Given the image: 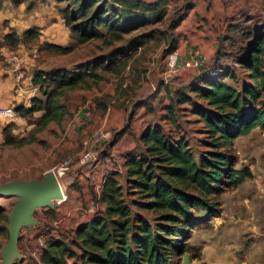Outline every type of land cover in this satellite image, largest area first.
Returning <instances> with one entry per match:
<instances>
[{
    "label": "rangeland",
    "instance_id": "374dc122",
    "mask_svg": "<svg viewBox=\"0 0 264 264\" xmlns=\"http://www.w3.org/2000/svg\"><path fill=\"white\" fill-rule=\"evenodd\" d=\"M75 3L74 0H0V50L5 48L10 51L11 55L17 58L14 61H19L18 64L23 66V79L20 82L16 80L15 90L21 89L20 83L24 79L33 78L39 70L52 72L63 69L74 72L82 71L87 66L96 67L93 70L96 76L88 77L87 81L77 88L65 90L61 102L65 105L67 113L62 123L52 121L45 129L39 131L38 121L42 112L26 117H0V184L14 179H40L65 159L72 157L77 160L82 150L83 138L101 126L114 130L110 150H118L117 154L121 158L123 148L127 145L123 142V148L121 145L113 149V146L120 142L126 133L133 134L132 141L136 143L133 153L144 150L143 143L134 133L133 125L138 122L139 125L136 126H139L141 134L149 126L159 125L168 134L184 137L189 141L196 157L210 150L205 146V142L210 138L198 116L192 113L189 103L177 107L175 121L167 118L166 106L171 103L174 88H178L175 85L171 87V84H176L185 72L167 79L168 74L164 76L163 59L171 51L172 42L178 43L181 37L176 31V24L180 16H183L181 14L187 5L186 1H172L167 5V0H161L163 18L125 35L120 41L111 42L107 41L108 38H100L85 43L78 42V35L71 32L63 16L66 7H71L72 10L78 8L80 3ZM11 21L19 26H11ZM39 22L43 32L40 31L41 35L37 40L22 39L17 45L5 41L7 34L23 37L24 33L19 35L17 32ZM257 22L260 23L258 27H264L263 20H254L245 25L249 28L247 32L255 31ZM5 27L11 31L4 34ZM145 34L151 35L148 41L135 46L132 41L135 35ZM238 37L236 35L231 38L232 41L227 42L228 48L221 44L218 62L206 63L203 68L197 70L213 72L217 67L222 72L231 70L236 80L228 78L226 81L242 89L249 79L245 69L237 65L235 57L242 51V54L246 55L250 44L245 45L248 36L242 35L246 40ZM252 41L250 40V43ZM54 42L72 46V50L62 54L44 48L45 43ZM116 52L124 54L116 55ZM0 57L6 59L4 55ZM124 58L128 59V64L123 67ZM110 63V68L101 66ZM196 78L197 76H194L190 82ZM28 85L30 91L23 98V103L30 105L34 96H43L32 83V79ZM46 86L50 90L53 88V85ZM192 96L195 97V94ZM260 100L264 102V94ZM142 102L147 105L137 108ZM87 109L90 110L91 117L86 120L85 125L76 130L77 132H72L70 126L73 118L80 114L85 115ZM113 112L121 114V119L114 125L111 124ZM7 135L17 143L7 144ZM33 136L35 141L18 145V141L32 140ZM233 153L236 159L235 167L249 168L252 175L242 184L229 187L220 195L221 215L193 231L188 241V251L177 264H264V130L258 126L248 134L238 136L234 140ZM79 175V168L75 164L64 178H60L67 195L66 202L57 205L54 210L39 208L36 211L40 222L38 226L67 242L74 239L75 229L79 224L87 222L103 210L89 177V167L84 168L83 178ZM118 178L126 186V171L120 173ZM85 186H88L86 193L82 191ZM127 199L130 201L135 197L127 195ZM13 201L14 198L1 196L0 209L8 214ZM91 205L95 206L93 212L88 211ZM79 207L84 210H79ZM197 216H203L206 220L202 212H198ZM32 227L23 228L20 240L23 252L27 246L34 243L37 236L38 227ZM8 238V231L7 234H0V251ZM193 246L197 248L195 252L192 250ZM193 253L200 256L193 258ZM74 261L75 258H69V264Z\"/></svg>",
    "mask_w": 264,
    "mask_h": 264
},
{
    "label": "trees",
    "instance_id": "16d2710c",
    "mask_svg": "<svg viewBox=\"0 0 264 264\" xmlns=\"http://www.w3.org/2000/svg\"><path fill=\"white\" fill-rule=\"evenodd\" d=\"M160 1L74 0L80 3L78 8L66 7L63 16L71 32L78 35L79 43L100 38L120 41L142 26L160 21L164 16ZM252 33L247 34L254 38L249 43L250 49L238 57L249 79L242 89L226 81L236 80L231 70H202L193 82L174 88L171 103L166 106L167 118L175 121L177 107L189 103L210 138L205 142L210 150L196 157L184 137L168 134L159 125L149 126L140 136L144 150L125 157L126 186L120 182L118 173H109L99 199L96 194L103 210L79 224L70 242L50 238L41 264H69V258L76 259L72 264H177L188 251L193 231L221 215L220 195L252 175L249 168L235 167L233 153L238 136L258 126L264 130V102L260 100L264 94V27L257 26ZM40 35L38 28H31L23 37L7 34L5 41L17 45L22 39L35 41ZM150 36L135 35L133 44L142 45ZM176 47L177 42H172L170 50ZM44 48L62 54L72 50V46L55 43H45ZM219 55L220 50L217 59ZM127 64L125 58L122 66ZM95 68L36 71L32 83L43 97L34 96L29 106H16L17 115L26 117L42 112L39 131L52 121L62 123L67 113L62 95L66 89L77 88L88 77L96 76ZM48 84L53 85L51 90ZM145 105L142 102L137 108ZM34 139L35 136L32 140H20L18 145ZM6 143L17 142L7 135ZM127 195L135 199L129 201ZM198 212L207 221L197 216ZM7 222L8 214L0 209V234H7ZM192 250L195 252L197 248L193 246ZM199 256L192 254L193 258Z\"/></svg>",
    "mask_w": 264,
    "mask_h": 264
},
{
    "label": "crops",
    "instance_id": "0c3cea01",
    "mask_svg": "<svg viewBox=\"0 0 264 264\" xmlns=\"http://www.w3.org/2000/svg\"><path fill=\"white\" fill-rule=\"evenodd\" d=\"M136 1H143L147 3H154L159 2V0H136ZM172 1L177 2L178 0H167V5L170 4ZM186 6L185 10H183L182 17L180 16L181 21L179 25L176 26V31L178 34L181 35L179 38V42L177 43V47L172 51H176L179 54L184 53L187 49L194 48L198 49L204 58L206 59V63L212 64L213 62L217 61V54L221 48V44L224 47L228 48V41H232L231 38L235 37L236 35L239 36L242 40H246L245 45L252 41L253 37H246L244 39L242 35L248 36L249 28L245 25L250 23L254 20H263L264 23V0H185ZM34 9V8H33ZM42 11V9H41ZM39 14V13H38ZM179 18V19H180ZM63 21V20H62ZM255 23V22H254ZM19 26L16 22H10L12 26ZM260 23L257 22V26ZM41 22L39 24H35L33 26L28 25L23 30L18 31L17 33L22 34L25 31L31 29L32 27L39 28L41 32L43 29L41 27ZM250 27V26H249ZM6 30L4 34L9 33L11 30H7L8 27H5ZM254 29V28H253ZM253 31H251V35ZM238 37V38H239ZM57 43V42H54ZM0 55H4L6 59H2L0 57V107H16L19 105L29 106L27 102L23 103V98L26 96V93L30 91L29 83L31 84V77L24 79L20 84L21 89L15 90L16 86V78L14 74L11 72V65H12V55L11 52L2 48L0 50ZM3 52V53H2ZM243 51L239 53L235 59L237 60V65L240 66L238 57H241ZM167 53L166 57L163 59L164 65V76L168 74V66H167ZM120 57V56H119ZM117 57H115L116 59ZM114 59V61H115ZM125 59V58H124ZM123 59V61H124ZM221 64L220 62L218 63ZM218 65V66H219ZM23 67V66H22ZM26 67V66H24ZM214 68V67H212ZM219 68V67H217ZM193 70L196 72H200L201 70L197 69H186L184 70V74L182 78L175 84H171L173 87H182L186 86L193 80L194 76H198ZM23 71V70H22ZM23 79V78H22ZM34 95V94H33ZM184 107V106H183ZM121 119L120 112L112 113V122L111 124L114 125L117 120ZM140 121V120H139ZM139 125V122L137 123ZM136 124V125H137ZM133 125L135 136L140 138L139 126ZM139 134H138V133ZM133 134H124L123 138L120 142L114 144L113 149H116L118 146L124 144L127 147L123 148L122 156L126 157L128 153H133L135 150V141H132ZM116 151V150H113ZM119 153L117 150L115 154ZM83 174L80 175V178H83ZM82 184V183H80ZM84 184H82L83 186ZM82 188V191L86 193V189ZM65 191V189H64ZM101 203V202H100ZM103 208L104 205L101 203ZM18 264H25V262H21Z\"/></svg>",
    "mask_w": 264,
    "mask_h": 264
},
{
    "label": "built area",
    "instance_id": "2783aa9c",
    "mask_svg": "<svg viewBox=\"0 0 264 264\" xmlns=\"http://www.w3.org/2000/svg\"><path fill=\"white\" fill-rule=\"evenodd\" d=\"M167 58V79L169 80L173 76H179L186 69H201L206 65V59L202 53L194 48L187 49L182 54L176 51L169 52ZM11 59L13 60L11 72L14 74L16 80L20 82L23 77L21 63L18 64L19 61H14L17 60L14 56H12ZM84 113L85 115L80 114L73 118L72 125L70 126L72 132H77L76 130L85 125L86 120H89L91 117L90 110L87 109ZM1 116H17L16 108L12 106L0 107V117ZM114 135L115 132L112 128L105 126L95 128L90 135L83 138L82 150L77 160L69 157L52 169L56 173L64 193V197L58 199L56 205H61L67 201V195L65 194L60 178H64L75 164L79 168L81 175L84 174V168L87 166L89 167V177L92 179V185L94 186L98 199L107 175L112 172L120 174L126 171L124 165L125 159L123 160V156L121 158V156L115 154V151L110 150V144ZM94 208L95 206L91 205L88 211L93 212ZM78 209L84 210L82 207ZM36 227H38V229L34 243L27 246L25 252L21 250L24 255L23 262H25V264H41V256L47 246L48 240L51 237L57 238L51 231L44 229V227L38 225ZM32 228H35V226ZM23 231L24 229H22L20 233L21 236L23 235Z\"/></svg>",
    "mask_w": 264,
    "mask_h": 264
},
{
    "label": "water",
    "instance_id": "95a60500",
    "mask_svg": "<svg viewBox=\"0 0 264 264\" xmlns=\"http://www.w3.org/2000/svg\"><path fill=\"white\" fill-rule=\"evenodd\" d=\"M14 198L8 211V241L0 251V264H18L24 261L20 248L21 231L24 227L39 225L36 211L39 208L56 209V201L64 193L56 173L46 172L40 179H14L0 184V197Z\"/></svg>",
    "mask_w": 264,
    "mask_h": 264
}]
</instances>
